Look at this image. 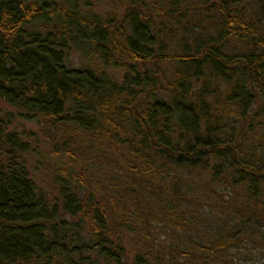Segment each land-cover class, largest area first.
Here are the masks:
<instances>
[{"label": "trees", "instance_id": "16d2710c", "mask_svg": "<svg viewBox=\"0 0 264 264\" xmlns=\"http://www.w3.org/2000/svg\"><path fill=\"white\" fill-rule=\"evenodd\" d=\"M97 1L0 0V264H264L263 1Z\"/></svg>", "mask_w": 264, "mask_h": 264}, {"label": "rangeland", "instance_id": "374dc122", "mask_svg": "<svg viewBox=\"0 0 264 264\" xmlns=\"http://www.w3.org/2000/svg\"><path fill=\"white\" fill-rule=\"evenodd\" d=\"M262 1H263V3L260 4L258 7H262L263 6L264 0H262ZM102 6H104V4H101V3H99L96 0V7H100L101 8ZM70 60L72 61L73 64L77 63V55L75 53L71 54ZM9 112L13 114V117H12L13 121H12V125L11 126L17 128V129L22 128V127L26 128V129H29V128L30 129H34V130L37 129L35 124H33L32 122L25 121L22 117L18 116L15 113V110L13 108H11L7 103H5L2 99H0V116H3L4 114H7ZM38 145H39L40 149H45L46 143H45V141L42 140V141H40V143ZM36 159H37V154L34 152L29 157L30 172L39 181V179L41 177H43V171H41L40 168L38 167ZM111 159L113 160V156H112ZM97 166L98 165H95V166H93V168L97 167ZM214 215L215 216H213V218H211V219H212L213 223L215 222V224H217V222L215 220L218 217L221 216V213H219L217 211V212H214ZM226 220L227 219L225 218V221ZM219 222H223V219L220 218ZM199 231L201 233H203L202 226H199ZM192 237L195 238L196 240H201L200 236L196 235L195 233L192 234ZM126 243H127V248L129 250H131V251H134L136 249V247H137V245L135 243V240L132 239V237L127 238ZM247 247L251 251V253L246 252L245 249L242 250L243 248L235 249V255H236L237 259L238 258L239 259L240 258L241 259L246 258V260H248V258H250L251 259L250 261L253 262L254 260H257L258 258H261L260 257L261 256V252H260V250H258L261 247L258 245L257 241H251L250 244H246L245 245V248H247ZM245 261L243 263H245Z\"/></svg>", "mask_w": 264, "mask_h": 264}]
</instances>
